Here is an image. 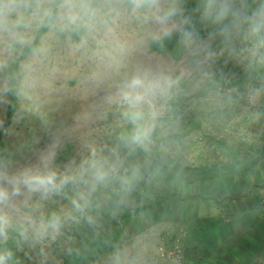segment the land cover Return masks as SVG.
Listing matches in <instances>:
<instances>
[{
    "label": "clouds",
    "instance_id": "9594fccd",
    "mask_svg": "<svg viewBox=\"0 0 264 264\" xmlns=\"http://www.w3.org/2000/svg\"><path fill=\"white\" fill-rule=\"evenodd\" d=\"M61 52L96 64L97 84L112 70L121 76L107 102L130 127L111 144L83 139L63 165L67 130L48 129L50 144L27 166L0 151V264H21V252L39 264L79 255L71 229L95 234L105 212L131 208L170 176L179 182L188 112L218 124L237 112L264 116V0H0V104L47 87ZM222 58L243 69L242 81L217 68ZM57 197L67 203L48 208ZM144 215H133L141 230L105 264H156L155 225L143 227Z\"/></svg>",
    "mask_w": 264,
    "mask_h": 264
},
{
    "label": "rangeland",
    "instance_id": "374dc122",
    "mask_svg": "<svg viewBox=\"0 0 264 264\" xmlns=\"http://www.w3.org/2000/svg\"><path fill=\"white\" fill-rule=\"evenodd\" d=\"M58 61H53L52 65L57 73L56 78L47 87L38 90L30 99L19 97V109L13 124L4 132L5 147L2 151L18 165H29L37 153L50 144L48 129L71 133V140L65 142L57 157V162L63 165L78 155L83 139L111 144L115 139L113 136L130 126L122 122L119 106L107 102L108 97H114L119 91L121 76L115 70H112L109 79L97 84L95 74L98 66L87 58L61 52ZM217 68L233 75L236 82L243 79V69L232 61L222 58ZM6 107L7 104H0V132L4 128ZM261 111H264V106ZM85 117H88L87 120ZM182 136L185 141V166L180 181L175 182L170 176L159 189L145 197L138 195L131 208L123 212H106L105 221L112 222V225L108 229L100 226L96 231L98 238L83 250L78 251L77 248L93 230L83 224L73 228L78 229L79 234H73L71 229L67 233L68 243L79 255L58 253V264H105L114 246L123 238L131 237L135 226H141L133 215H142L136 214L135 210L147 205L145 200L153 201L157 196L169 194L187 196L191 192H199V189L205 193L201 196L205 201L198 200V203L192 204L170 200L165 202L163 210L145 213L143 226L151 223L161 229L152 253L156 264H175L174 257L178 250L181 252L179 264H207L204 259L213 258L210 250L218 245L224 254L222 258L226 257V264H264V116L254 122L248 115L237 112L236 117L228 123L218 124L210 122L202 114L188 112ZM249 172L253 173V179H259L256 183H250L249 199L252 194H258V200H250L249 214H239L231 219L230 212L240 211L242 205L239 200L231 204L234 198L230 196L228 187L231 184L240 185L241 177H246ZM200 180L208 183L198 186ZM203 185L208 188V193ZM65 203L66 200L57 197L47 207L57 208ZM199 205L202 207L198 208ZM205 208L208 209L206 213ZM198 209L201 212L198 218L204 220L207 215L210 218L207 220L211 223L210 229L203 233L199 227L201 234L196 232L192 235L186 228L180 227L181 230L176 232V226L170 224L176 222V210L190 221L193 210ZM128 212L130 216L127 222H119L118 218ZM247 228L251 239L247 236ZM17 255L21 264H39L34 254L32 259L26 258L23 252Z\"/></svg>",
    "mask_w": 264,
    "mask_h": 264
},
{
    "label": "crops",
    "instance_id": "0c3cea01",
    "mask_svg": "<svg viewBox=\"0 0 264 264\" xmlns=\"http://www.w3.org/2000/svg\"><path fill=\"white\" fill-rule=\"evenodd\" d=\"M250 167L247 166V168H250ZM252 174H253L252 172H249V175H247L246 177H241L242 183L240 185H232L230 183L231 185H229V187H228L230 196L232 197V195H233V198H234V200H231V204L232 203H235L236 201L239 200L238 202L242 205V207H240V211H237V212L232 211V212H230L231 219H235L236 216L239 215V214H241V216L243 214H245V215L246 214H249L250 211H249L248 207L252 205L251 202H250V200H255V199L258 200V196H259L258 194H252V196L249 199V191L251 190L250 189V183L252 184V183H256V182L259 181V179H256V178L253 179V175ZM250 176H251V179H249ZM229 179H230V181L233 180L231 178H229ZM200 183H208V182L205 181V180H200V182L198 183V186L200 185ZM203 187H204V185H203ZM204 190L208 193V188L207 187L206 188L204 187ZM252 193H254V192H252ZM202 194L205 195V193H203L202 191H200V189H199V192H197V191L191 192L187 196H184L183 194L180 193V194H177V195H180L181 196V201H178V202H181V203H183V202H192V204H196V203H198V200H203L202 197H201V196H203ZM242 195H244V197ZM168 201H170V200H168ZM168 201H166V203ZM203 201H205V200H203ZM146 204H147V202H146ZM144 206L146 207V205H144ZM164 206H165V202L161 205L160 208H158L156 210L157 211H161V210H163V208H165ZM199 207L201 208L202 206L199 205L198 208ZM139 208H141V207H139ZM139 208H137V209H139ZM206 210L208 211V209L205 208V213H206ZM148 211H150V210H146V211H144V212H142L140 214H145ZM199 213L201 214V212H200L199 209L198 210H195V211L193 210L192 216H190L191 217V220L188 221V219H187L188 217L184 216L182 212H179L178 210H176V215H177L176 222L173 221V223H170V224H173V225L176 226V232L179 231V229L181 230L180 227H182V228H186L187 231L189 233H191L192 235L193 234H196V232H200V228L202 229L201 231L203 233H205L206 232V229H208L209 228V225H211V223L209 224L208 221H207L210 218H207V216H208L207 215L206 217H204V220H201V218H198V214ZM136 214H138V213H136ZM213 220H214V225H215L216 224V221H215V219H213ZM205 221H206V223H205ZM145 225L146 226H143V227H147L148 226V224H145ZM141 227H142V225L141 226H138V225L135 226L134 231L133 230L131 231L132 235H134L137 231L141 230ZM257 227H258V225H257ZM159 228L160 227L155 224L156 236H157L158 231L160 232V230H161ZM246 232H247V236L249 237V235H248L249 229L248 228H247ZM200 234H201V232H200ZM247 236H245L246 239H248ZM245 237H244V239H245ZM198 238L199 237L197 236L196 237V241L198 240ZM249 239H251V237H249ZM156 244H157V238L155 240V246H156ZM212 248L213 249H211L210 251L214 255L213 258L212 257L211 258L210 257H207V259H204V260L207 261V264H226V261H227L226 260V257L225 258H222L224 256V254L222 255L221 246L218 245V246H216V247L214 246ZM226 249H227V247L225 246V250ZM206 253H208V252H206ZM208 254H210V253H208ZM228 256H229V253H228ZM154 258H155V256H154Z\"/></svg>",
    "mask_w": 264,
    "mask_h": 264
},
{
    "label": "trees",
    "instance_id": "16d2710c",
    "mask_svg": "<svg viewBox=\"0 0 264 264\" xmlns=\"http://www.w3.org/2000/svg\"><path fill=\"white\" fill-rule=\"evenodd\" d=\"M194 2L195 0H189V5L190 6H193L194 5ZM169 47H171V44H169ZM9 99V103H7V107H6V114H5V123H4V128L3 130H1L0 132V151H2L5 147V142H4V132L6 130V128H8L9 126H11L13 124V121H14V117L19 109V97L15 96V95H10L8 97ZM130 126L126 127V128H129ZM125 128V129H126ZM125 129H122L121 131L125 130ZM119 131L118 134L121 132ZM117 135H115L116 137ZM113 136V138H115ZM115 140V139H114ZM63 159H65L66 157H62ZM168 200H177V201H181V196L180 195H177V194H169V195H166L165 197H159L157 196L155 200L153 201H149V200H145V202H147V205L146 207H141L139 209H136L135 212L140 214L146 210H156L158 208L161 207V205L168 201ZM106 212L104 213L103 217H102V221H101V227L103 229H108L110 228V226L112 225V222H106L105 221V218H106ZM130 216V213H126L125 215H123L122 217L118 218V221L119 222H124L126 223L127 222V219L129 218ZM114 222V221H113ZM79 230L78 229H73V234H79ZM98 234L97 233H93L91 232L89 237L83 241V243L77 248V250H83L84 248H86L89 243L95 239V238H98Z\"/></svg>",
    "mask_w": 264,
    "mask_h": 264
},
{
    "label": "built area",
    "instance_id": "2783aa9c",
    "mask_svg": "<svg viewBox=\"0 0 264 264\" xmlns=\"http://www.w3.org/2000/svg\"><path fill=\"white\" fill-rule=\"evenodd\" d=\"M181 252L178 250V251H176V255H175V257H174V263L175 264H179L180 263V261H181Z\"/></svg>",
    "mask_w": 264,
    "mask_h": 264
}]
</instances>
